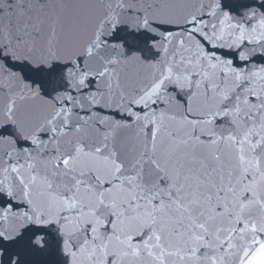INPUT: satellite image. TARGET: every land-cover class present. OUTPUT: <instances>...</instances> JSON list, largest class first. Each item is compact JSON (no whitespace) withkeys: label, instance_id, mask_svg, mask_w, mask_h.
Masks as SVG:
<instances>
[{"label":"snow or ice","instance_id":"6c2138e0","mask_svg":"<svg viewBox=\"0 0 264 264\" xmlns=\"http://www.w3.org/2000/svg\"><path fill=\"white\" fill-rule=\"evenodd\" d=\"M0 264H264V0H0Z\"/></svg>","mask_w":264,"mask_h":264}]
</instances>
